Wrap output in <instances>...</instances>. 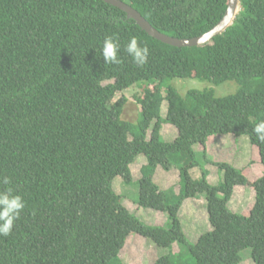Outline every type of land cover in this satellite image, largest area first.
Wrapping results in <instances>:
<instances>
[{"label": "trees", "instance_id": "trees-1", "mask_svg": "<svg viewBox=\"0 0 264 264\" xmlns=\"http://www.w3.org/2000/svg\"><path fill=\"white\" fill-rule=\"evenodd\" d=\"M158 31L192 38L210 30L228 0H122ZM120 42V64L101 56L105 36ZM131 36L149 47L148 62L136 66L125 51ZM173 78L214 85L232 80V94L188 89ZM146 83L137 98L140 117L122 118L125 91ZM167 101L165 116L161 104ZM264 120V0H239L232 23L197 46L177 47L147 34L119 7L103 0H0V177L25 202L11 234L0 236V264H124L119 257L134 232L169 251L154 264H238L249 247L264 264V142L254 125ZM170 123L172 141L161 138ZM246 135L258 148L262 174L251 182L242 169L211 161L222 172L211 184L204 165L211 135ZM203 146L204 161L193 145ZM142 154L136 203L167 215L169 225L148 224L122 202L113 179L133 180L130 164ZM179 166V191L161 189L157 167ZM200 168L192 178L190 169ZM251 184L248 214L229 202L236 185ZM5 187L0 184V188ZM205 196L211 229L195 242L179 216L187 198Z\"/></svg>", "mask_w": 264, "mask_h": 264}, {"label": "rangeland", "instance_id": "rangeland-1", "mask_svg": "<svg viewBox=\"0 0 264 264\" xmlns=\"http://www.w3.org/2000/svg\"><path fill=\"white\" fill-rule=\"evenodd\" d=\"M145 85V82H137L125 91L117 93L116 97H119L122 93L127 97V102L122 112L123 119L132 122H136L139 119L140 106L137 98L141 96ZM166 85H172L181 95H184L188 89L213 88L215 96H224L234 93L238 88L237 83L232 80L214 85L208 81L196 78H173ZM166 111L167 101L163 100L161 104V115L165 116ZM160 132L163 140L172 141L177 136L178 129L170 123H164ZM213 136L219 142L213 145L209 141L210 150L206 152L210 162L204 165L209 172L208 180L211 184H217L222 178V172L211 162L212 160L225 161L242 169L243 173L251 182L262 174L263 167L259 160L258 148L249 142L246 135L216 134ZM193 150L197 160H205L202 157L203 146L201 144H194ZM145 163V156L142 154L137 155L130 164L133 176L132 182L124 183L120 176H116L113 179V188L117 193L122 194L123 204L142 221L148 224L165 225L167 227L169 222L164 212L141 207L136 203L139 189L138 179L141 177L140 168ZM181 163V161H175L172 168L168 171L157 167L153 179L161 189L166 190L170 188L176 193L179 191V166ZM189 171L192 178H198L200 176L199 167H193ZM254 200L255 192L251 184L236 185L234 194L229 202V208L238 213L248 214ZM179 216L183 230L192 242H195L202 232L211 229L203 193H200L198 198L185 199L180 208ZM178 249L176 243H173L171 248L162 247L152 240L132 232L127 236L125 244L120 250L119 257L124 264H154V261L159 257L167 254L169 251L177 252ZM240 255L243 260L238 264H255L251 258V249L249 247L244 248L240 252ZM192 263L193 261L188 262V264Z\"/></svg>", "mask_w": 264, "mask_h": 264}, {"label": "clouds", "instance_id": "clouds-1", "mask_svg": "<svg viewBox=\"0 0 264 264\" xmlns=\"http://www.w3.org/2000/svg\"><path fill=\"white\" fill-rule=\"evenodd\" d=\"M120 42L113 34L105 36L101 46V56L107 64H120ZM125 51L131 57L133 63L143 67L148 62L149 47L139 41L136 36H131L125 45ZM253 132L259 141L264 142V120L257 122ZM0 236L7 237L11 234L15 222L25 210L26 202L23 196L11 186V180L7 176L0 177Z\"/></svg>", "mask_w": 264, "mask_h": 264}, {"label": "water", "instance_id": "water-1", "mask_svg": "<svg viewBox=\"0 0 264 264\" xmlns=\"http://www.w3.org/2000/svg\"><path fill=\"white\" fill-rule=\"evenodd\" d=\"M121 8L128 18L133 19L148 35L161 40L164 43L177 47L197 46L208 42L214 36L220 34L230 25L239 10V0H228V4L222 18L205 33L192 38H177L166 35L154 28L142 14L130 4L122 0H103Z\"/></svg>", "mask_w": 264, "mask_h": 264}, {"label": "crops", "instance_id": "crops-1", "mask_svg": "<svg viewBox=\"0 0 264 264\" xmlns=\"http://www.w3.org/2000/svg\"><path fill=\"white\" fill-rule=\"evenodd\" d=\"M209 141H211V143L213 145H215L217 142H219L213 135L209 136L208 139H207V144H206V150L207 152L210 150V147H209ZM210 153V152H209ZM156 171V170H155ZM209 176V175H208ZM154 180V179H153Z\"/></svg>", "mask_w": 264, "mask_h": 264}]
</instances>
